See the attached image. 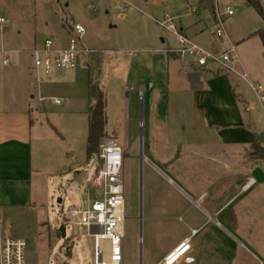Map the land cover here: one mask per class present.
<instances>
[{"label":"rangeland","instance_id":"1","mask_svg":"<svg viewBox=\"0 0 264 264\" xmlns=\"http://www.w3.org/2000/svg\"><path fill=\"white\" fill-rule=\"evenodd\" d=\"M197 1L134 0L126 4L125 0H0V18L5 19L0 23V49H13L5 51L7 54L0 52V74L9 71L17 74L20 71L17 65L21 61L18 59L24 56V65L32 73L35 83L37 73L31 51L47 38L55 41L58 36H63L62 14L69 21L72 18L74 24L84 25L85 45L109 50L104 53L100 82L106 95V130L116 133L111 137L125 154L122 166L126 217L124 264H140L141 258L142 264H159L165 253L180 242L179 237L187 232L190 234L186 227L188 213H183L182 221L177 217L162 219V211L168 205L177 212L180 209L184 212L188 203L162 188V181L142 156H147L164 171V166L148 154L146 138L160 140L170 135L177 140L189 137L179 126L192 121V112L175 102L171 105L184 76L172 71L166 54L160 51L175 46L177 37L152 17L176 16L173 20L178 27L180 21L193 17L187 14L193 13ZM260 1L264 4V0ZM223 3L236 9L231 26H228L232 37L240 38L248 30L264 27V18L248 0H224L222 7L225 6ZM202 13L199 8L197 14ZM202 22L201 26L207 25L205 33L210 41L217 42L216 25L206 18ZM239 44L241 60L244 55L251 63L255 58L261 60L264 57L260 55L262 43L259 37ZM222 46L226 47L224 43ZM5 57H10L8 65L3 64ZM246 69L254 82L252 70L258 73L259 69ZM58 72L67 74L64 75L67 78L72 75L70 70L54 69L46 75V81ZM242 84L251 103V114L257 119L255 131L264 139V102L245 82ZM69 101H75L74 107L84 106V98L79 92ZM69 101H63L62 105L49 102L52 105L48 110L49 119L57 124L55 139L42 142L43 132L37 121L33 126L31 177L0 187V241L8 233L24 239L27 264H94V238L88 228L78 223L79 218H70L69 212L73 208L86 207L91 199L101 195L90 185L99 167V155L95 154L87 161L88 117L64 113L63 107L71 105ZM37 102L36 93L32 105ZM243 112L244 117H248L249 113ZM235 148L240 149L238 146L229 148V155ZM177 149L174 144L164 151L169 157L177 154ZM244 154L246 168L252 165V155L248 148ZM232 162L238 163L239 159ZM260 163L264 166V159ZM153 187H157L154 195L150 194ZM263 197L264 185L257 181L249 191L242 192L239 201L233 200L235 205L239 202V212L242 210L239 222L235 210L230 208V223H223L224 228L205 222L204 232L193 241L191 254L196 258L193 264H264ZM149 199L156 201L155 212L159 216L152 222L145 219ZM195 223L192 222V227L202 225ZM62 225L66 228L65 236L60 230ZM208 233L212 239H201V235Z\"/></svg>","mask_w":264,"mask_h":264},{"label":"crops","instance_id":"2","mask_svg":"<svg viewBox=\"0 0 264 264\" xmlns=\"http://www.w3.org/2000/svg\"><path fill=\"white\" fill-rule=\"evenodd\" d=\"M125 1L128 4L134 0ZM256 1L260 2L264 8L263 2L260 0ZM224 5L227 6L229 4ZM214 7V0H205L204 2L198 0L196 6L192 8L193 13L187 14V16L192 14L191 16L193 17H187L188 19L180 21L178 27L175 26L182 34L207 49L221 50L224 48L222 46L223 42L219 39L217 42H211L205 33L207 25L201 26L203 18L204 20L205 18L210 19L211 23L214 26L216 25ZM199 8L202 10V14H197ZM184 16L182 15L181 17L184 18ZM233 16L226 17L227 26L229 27ZM165 17H170L174 23L173 19L176 16L164 15L161 19ZM152 19L155 21V19L159 18L152 17ZM60 22L64 27L65 33L61 37L58 36L55 43L58 47H65L68 45L72 34V30L70 32L69 28L72 29L75 22L72 18L69 21L67 16L63 17V14ZM78 23L81 24L80 22ZM256 31L258 30H248L240 38L231 36L236 45L238 58V61L234 62L233 66L239 71H246V67L251 69L258 68V73L252 70L253 79L264 84V57H261V60L255 58L251 63L247 56L243 54L244 60H241L237 47L238 43L242 45L258 37L252 36ZM174 35L177 37V44L160 51L166 54L167 63L172 65V68L170 65L172 71L174 73L180 72L184 76L183 83H180L177 88V97L176 99L173 98L174 101H171V105L175 102L177 105L185 106L188 111L192 112V121L179 126V129L181 128L182 131H186L189 134V137L188 139L177 140L169 137L170 135L160 140L151 137L146 138L145 145L148 154L164 166V171L148 160L147 156H141L146 161H149V167L162 181L164 190L173 192L176 197L179 196L181 200L187 201L188 206L184 212H181V209L177 212L173 209V206L168 205L169 207L162 211V219L177 217L182 221L183 213H188L186 227L189 229L190 234H187V232L183 237H179L178 240L180 239L181 242L190 238L193 249V241L196 236L204 232L205 228L203 226L205 222L217 225L219 229L224 228L223 223L226 225L230 223L229 208L235 210L239 222L242 210L240 212L238 210L240 207L238 201L242 196V192L249 191L257 181L264 185V166L263 163H260L264 158L254 159L255 157L252 156L253 158L251 157L252 160H250L252 165L246 168L244 163V150L248 148L252 155L254 143H258L264 148V139L260 136V133L255 131L257 119L251 114V103L246 96L242 83L245 82L248 86L249 84L238 74L225 70L216 64H210L206 67L199 66L193 58L187 57L185 59L172 52L171 49L178 47L179 42L178 36ZM162 43H165L164 38H162ZM85 46L93 51L83 57V63L78 68L70 70L72 75H68L69 78L64 76L67 74L58 72L51 76L48 81H46L45 77L41 80L40 71L36 69L37 75L34 77V83L32 73L24 65V56L18 59L21 61L17 65V69L20 68L17 74L11 71L0 74V187L2 184L27 180L31 177L33 166L31 164L30 149L32 148L33 126L36 121L39 124L40 131L43 132L41 133L43 136L42 142L52 138L55 139L57 124L54 120L49 119L51 114L48 113V110L52 106L49 102L52 101L55 105H62L63 101L66 100L68 102L70 98L79 92L84 98V106L77 108L74 107L75 101H69L71 105H65L63 111L70 116H76L75 114L86 115L89 121L88 109L91 101L89 99L88 67L95 65L96 62L100 64L99 74L97 77L94 76V80L101 85L100 76L102 75L104 53H109V50H98ZM8 50L12 51L13 49L3 48L0 49V52L7 54L5 51ZM260 50V55L264 56L263 43ZM4 59L3 64H5ZM61 71L63 72L64 70ZM140 92L143 94L142 91ZM36 93L39 97V102L33 106V99ZM54 98L62 99V102L58 104L54 102ZM243 110L249 113L248 117H244ZM41 126H43L42 129ZM113 133H109L106 130L105 139H113L111 136L116 134ZM173 143L178 147V153L167 157L164 150H169L174 145ZM157 145L162 146L159 147ZM237 146L240 149L236 150L235 148V152L229 155L228 149ZM238 159V163L232 162ZM38 169L43 171V168ZM248 173L249 175H247ZM245 175L248 177L246 184L244 183ZM250 178L251 181L249 180ZM90 185H92V182ZM156 188H150V194L154 195ZM96 197L98 196H95L90 202ZM234 199L238 200L236 205L233 204ZM262 199L264 201V197ZM155 208H157L156 201H150L149 199L148 212L145 215L146 220L152 222L159 218ZM194 221H196L195 224L201 223L202 225L192 227V222ZM193 230H196V232L193 233ZM201 239H212L211 233L201 235ZM174 247L166 252L165 255ZM192 249L189 252V256L194 259V263L196 258L191 254Z\"/></svg>","mask_w":264,"mask_h":264},{"label":"built area","instance_id":"3","mask_svg":"<svg viewBox=\"0 0 264 264\" xmlns=\"http://www.w3.org/2000/svg\"><path fill=\"white\" fill-rule=\"evenodd\" d=\"M222 1L214 0L216 17L214 34L226 45L221 50H209L185 36L170 17L155 21L178 36V47L171 49L172 52L183 58H193L199 66L216 64L238 74L249 84L257 97L264 101V85L253 82L245 70L239 71L233 66V63L238 61L237 49L231 38L226 17L233 16L236 10L230 5L222 7ZM4 22L5 19L1 17L0 23ZM85 31L82 24H74L67 46L58 47L53 39L47 38L41 46H36L31 51L41 80L51 70H74L83 63V57L93 51L83 43ZM9 61V57L4 59L5 64ZM53 100L58 104L62 102V99ZM124 156L123 149L115 140L111 138L104 140L99 152V167L92 181V186L99 189L101 195L86 207L73 208L69 212L70 218H79L78 223L88 228L94 238V264H124L125 183L122 170ZM195 232L196 230H193V233ZM26 247L24 239L10 234L4 236L1 241V264H27ZM191 249L192 241L187 238L167 253L159 264H191L194 261L189 256Z\"/></svg>","mask_w":264,"mask_h":264},{"label":"trees","instance_id":"4","mask_svg":"<svg viewBox=\"0 0 264 264\" xmlns=\"http://www.w3.org/2000/svg\"><path fill=\"white\" fill-rule=\"evenodd\" d=\"M205 0H201L204 2ZM212 1V0H207ZM249 4L255 8L257 13L264 18V8L260 2L256 0H248ZM71 32V28H69ZM252 36H258L264 46V27L254 32ZM100 64L98 62L95 65L88 67L89 72V99L91 105L88 109L89 115V127L87 138V160L89 161L95 154H98L101 145L106 137V95L101 85L94 80V76L99 74ZM95 72V73H94ZM252 156L255 158H264V148L258 143H254V149Z\"/></svg>","mask_w":264,"mask_h":264},{"label":"water","instance_id":"5","mask_svg":"<svg viewBox=\"0 0 264 264\" xmlns=\"http://www.w3.org/2000/svg\"><path fill=\"white\" fill-rule=\"evenodd\" d=\"M60 230H61L62 235L65 236V235H66V228H65V225H62V227H61ZM140 264H142V258H141V260H140Z\"/></svg>","mask_w":264,"mask_h":264}]
</instances>
